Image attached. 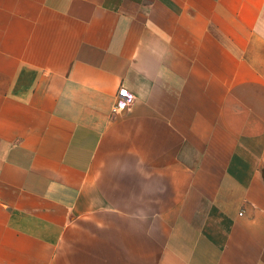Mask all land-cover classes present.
Instances as JSON below:
<instances>
[{"label":"crops","instance_id":"1","mask_svg":"<svg viewBox=\"0 0 264 264\" xmlns=\"http://www.w3.org/2000/svg\"><path fill=\"white\" fill-rule=\"evenodd\" d=\"M0 264H264V0H0Z\"/></svg>","mask_w":264,"mask_h":264},{"label":"built area","instance_id":"2","mask_svg":"<svg viewBox=\"0 0 264 264\" xmlns=\"http://www.w3.org/2000/svg\"><path fill=\"white\" fill-rule=\"evenodd\" d=\"M120 102L118 104H116L114 107H113V110H117L119 107H123V108H126L128 109L131 105V100L129 97H126L125 95L121 94L120 93Z\"/></svg>","mask_w":264,"mask_h":264}]
</instances>
